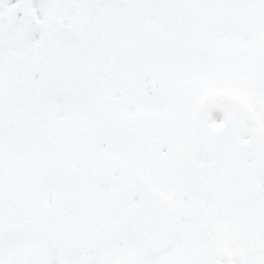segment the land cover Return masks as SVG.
<instances>
[{
    "label": "snow or ice",
    "instance_id": "6c2138e0",
    "mask_svg": "<svg viewBox=\"0 0 264 264\" xmlns=\"http://www.w3.org/2000/svg\"><path fill=\"white\" fill-rule=\"evenodd\" d=\"M0 264H264V0H0Z\"/></svg>",
    "mask_w": 264,
    "mask_h": 264
}]
</instances>
